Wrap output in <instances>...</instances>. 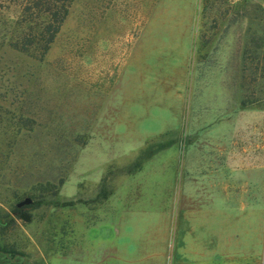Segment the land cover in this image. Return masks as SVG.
<instances>
[{
	"label": "rangeland",
	"instance_id": "rangeland-1",
	"mask_svg": "<svg viewBox=\"0 0 264 264\" xmlns=\"http://www.w3.org/2000/svg\"><path fill=\"white\" fill-rule=\"evenodd\" d=\"M194 1L74 0L44 61L1 51L0 87L9 101L0 111V264H63V256L84 248L100 210L125 192V177L158 152H257L248 161L264 164V49H250L249 40L264 35V0H212L206 9L199 0L202 23L226 20L237 29L245 22L248 50L262 60L260 68L249 64V78L231 77L223 92L213 77H198L193 97L188 85L179 130L136 139L125 125L109 123L118 121L110 91L144 24L157 9L141 40L168 43L180 37ZM158 47L153 70L166 66L174 46ZM252 75L259 79L250 82ZM22 211L32 214L30 222Z\"/></svg>",
	"mask_w": 264,
	"mask_h": 264
},
{
	"label": "crops",
	"instance_id": "crops-1",
	"mask_svg": "<svg viewBox=\"0 0 264 264\" xmlns=\"http://www.w3.org/2000/svg\"><path fill=\"white\" fill-rule=\"evenodd\" d=\"M156 11L110 91L109 109H117L118 121L109 123L125 125L136 139L182 129L188 85L193 97L198 77H213L224 92L245 68V22L237 29L226 20L202 23L195 0L177 25L180 37L145 43L141 36ZM161 44L174 46L167 47L170 61L153 70ZM256 153L158 152L157 160L125 177V192L100 210L84 248L63 256V264H263L264 164L248 161Z\"/></svg>",
	"mask_w": 264,
	"mask_h": 264
},
{
	"label": "trees",
	"instance_id": "trees-1",
	"mask_svg": "<svg viewBox=\"0 0 264 264\" xmlns=\"http://www.w3.org/2000/svg\"><path fill=\"white\" fill-rule=\"evenodd\" d=\"M211 1L203 0L205 9L209 8ZM73 2L74 0H0V54L4 48H8L34 60L44 61L69 15ZM262 31L264 33V25ZM249 40L252 43L250 49L254 48L252 45L257 51L264 49V35L261 41L256 34L250 36ZM261 62L258 52L255 55L248 50L247 42L243 80L249 78L247 72L250 65L260 68ZM258 79L259 77L252 75L250 82ZM8 98L9 91L0 87V111L9 101ZM11 252L13 250H4L7 254ZM6 264L21 263L8 259Z\"/></svg>",
	"mask_w": 264,
	"mask_h": 264
},
{
	"label": "water",
	"instance_id": "water-1",
	"mask_svg": "<svg viewBox=\"0 0 264 264\" xmlns=\"http://www.w3.org/2000/svg\"><path fill=\"white\" fill-rule=\"evenodd\" d=\"M30 203H31V199L27 198L24 201H20L17 206L24 210V207L26 205L30 204ZM21 218L24 219L27 222H30L32 220V214L30 212H28V211H22L21 212Z\"/></svg>",
	"mask_w": 264,
	"mask_h": 264
}]
</instances>
